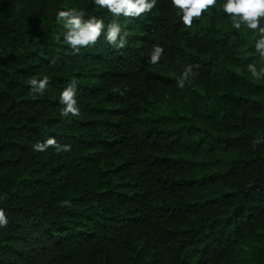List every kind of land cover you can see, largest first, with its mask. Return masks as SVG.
<instances>
[{"label": "trees", "instance_id": "16d2710c", "mask_svg": "<svg viewBox=\"0 0 264 264\" xmlns=\"http://www.w3.org/2000/svg\"><path fill=\"white\" fill-rule=\"evenodd\" d=\"M224 2L187 27L171 0L138 18L0 0V264H264V77L248 70L264 61ZM71 9L118 22L125 46L75 52ZM72 81L80 115L62 117ZM49 137L70 151L34 150Z\"/></svg>", "mask_w": 264, "mask_h": 264}, {"label": "clouds", "instance_id": "9594fccd", "mask_svg": "<svg viewBox=\"0 0 264 264\" xmlns=\"http://www.w3.org/2000/svg\"><path fill=\"white\" fill-rule=\"evenodd\" d=\"M94 3L102 9H107L114 16H124L129 18H138L142 14L150 12L156 4V0H94ZM174 8L179 9L182 23L191 27L193 19L200 18L204 12L213 8L217 4V0H171ZM222 10L231 19L232 27L240 30L241 26L253 30L256 33L255 50L259 53V57L264 61V26H261V19L264 18V0H225ZM57 20L64 22V42L78 52L81 47L95 45L101 35H105V39L109 44L116 45L118 48L125 46L126 40L121 36V26L118 22L112 21L107 25L105 33V24L103 19L97 17H89L83 19V13L75 9L60 11L57 13ZM126 35V34H125ZM163 47L154 46L150 57V63H159L163 54ZM193 65H187L181 74V78L177 81V86L183 88L189 77L194 76ZM248 70L252 76L259 80L264 77V67L257 68L249 64ZM33 93L43 95L49 83L48 77L38 79L33 76L28 81ZM76 83L70 82L60 92V103L64 105L60 115L62 117L79 116L80 109L76 100ZM49 147H53L57 152H68L70 145L59 144L54 137H49L44 142H36L33 148L37 152H44ZM63 206H70L68 201H62ZM8 220L3 208H0V227H6Z\"/></svg>", "mask_w": 264, "mask_h": 264}]
</instances>
